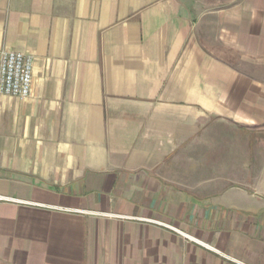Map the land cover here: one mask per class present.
<instances>
[{
  "label": "crops",
  "instance_id": "crops-1",
  "mask_svg": "<svg viewBox=\"0 0 264 264\" xmlns=\"http://www.w3.org/2000/svg\"><path fill=\"white\" fill-rule=\"evenodd\" d=\"M3 50L0 264H264V0H0Z\"/></svg>",
  "mask_w": 264,
  "mask_h": 264
},
{
  "label": "rangeland",
  "instance_id": "rangeland-1",
  "mask_svg": "<svg viewBox=\"0 0 264 264\" xmlns=\"http://www.w3.org/2000/svg\"><path fill=\"white\" fill-rule=\"evenodd\" d=\"M209 127L207 126L206 133L211 132V128ZM212 129H216V134L218 133V135H221L223 140H218L215 137L212 141H206L205 145L207 146L206 149H210V146H212L211 149L218 150V155H207L206 157L194 156V148L192 147L193 143L191 142L190 144H192V146H187L185 156H173L169 160V177L172 182L176 183L179 180L178 176L183 174L187 190L193 191V188L197 187V185H202L201 190H204L203 186L208 187V183H204V180H208L210 176L225 177V172L220 171L218 166L225 162L224 137L226 134V127L224 123H219L212 125ZM213 131L214 130H212V132ZM219 150L221 152H219ZM182 181L183 180L181 179V182Z\"/></svg>",
  "mask_w": 264,
  "mask_h": 264
},
{
  "label": "built area",
  "instance_id": "built-area-1",
  "mask_svg": "<svg viewBox=\"0 0 264 264\" xmlns=\"http://www.w3.org/2000/svg\"><path fill=\"white\" fill-rule=\"evenodd\" d=\"M33 58L21 52L3 50L0 54V96L20 100L31 94ZM10 199L0 195V204Z\"/></svg>",
  "mask_w": 264,
  "mask_h": 264
}]
</instances>
